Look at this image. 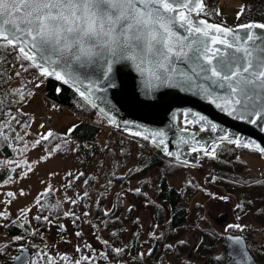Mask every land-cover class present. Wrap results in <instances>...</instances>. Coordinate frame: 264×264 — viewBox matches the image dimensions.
I'll return each mask as SVG.
<instances>
[{
	"label": "snow or ice",
	"instance_id": "1",
	"mask_svg": "<svg viewBox=\"0 0 264 264\" xmlns=\"http://www.w3.org/2000/svg\"><path fill=\"white\" fill-rule=\"evenodd\" d=\"M256 6L259 12L264 14V0H256ZM248 8L249 5L240 6L237 16L244 14ZM193 13L199 17L219 14V10H210L205 0H0V84L10 80L6 73L13 63L18 64L23 72L35 70L37 73L32 80L26 81L21 87L12 89L8 93L16 99L8 101L9 111L6 119L5 114L0 111V137L8 140V134L14 132L12 122L19 123L11 105L25 102L28 97L34 96L33 92L26 90L27 83L34 82V87L39 88L49 78H54L64 85L74 87L81 99L95 109L99 106L91 97L97 92L105 93L108 88L116 86L114 67L123 62L132 63L136 71L146 78L143 86V95L146 98H152L157 89L162 87L192 92L209 101L227 116L249 125L259 126L260 130L264 131V31H256L264 30V22L250 21L234 29L209 23L206 19L195 20ZM180 30H183L184 34ZM21 71H16L14 75L20 77ZM54 91L59 94L61 88L55 87ZM104 99L106 100V97ZM3 103L4 101L0 100V105ZM50 107L55 109L57 105L52 104ZM14 111L19 113L18 108ZM99 111L107 116L104 108H99ZM189 115L193 116L192 120L187 119ZM184 116L185 126L178 129L181 133H188L190 125H198L199 132L224 131L223 135L211 141L210 146L195 139V132L190 134L191 139L181 135L179 143L199 145L192 147V152L202 151L204 157L217 159L218 150L226 142L237 148L251 150L252 154L264 158V146L261 143L239 134H228L204 115L185 112ZM107 122L116 125L115 118H109ZM128 123L124 122V131H130L133 136L151 141L168 157H174L182 165L189 164L187 160H180V152L168 150L164 130L146 135L143 131H131L127 126ZM22 127L27 135L26 130L30 124L26 122ZM74 129L75 125L69 128L65 135L72 133ZM14 139L23 142L24 137L16 133ZM56 139L57 134L49 129L46 133L39 134V138L32 142L30 147L49 145L46 155L40 157V160H48L71 143L68 139L53 143ZM28 148L29 144L25 142L24 151ZM70 150L74 152L77 149L73 147ZM0 163L8 171H15V168L9 169L8 165L21 167L20 163L13 160ZM22 163L26 166V170L21 168V178L27 177L33 171L32 164L26 159ZM66 175L79 180L84 173L68 172ZM14 182L9 175L2 184ZM255 182L264 186V179H257ZM41 183L45 182L41 181ZM88 183V180H84L85 185ZM70 186L71 181L66 187ZM54 191V187L48 184L44 192L36 197L34 204L39 206L41 212L45 209L50 213L61 211V201L48 204L42 200V197L47 198ZM132 191L141 193L140 188ZM4 195L6 199L0 203L4 204L5 208L0 211V219L8 223L0 227L6 230H10V227H18L26 232L29 231L26 225L31 223L28 220L31 207L19 210L18 219L22 220V223H18V220H10L11 214L7 205L16 199L17 193L7 191ZM19 195H25L22 189ZM88 197L89 193L85 190L82 194H78L76 199L66 196L65 200L73 206H79ZM96 205L99 207V200L96 201ZM236 207L241 208L244 205L237 204ZM128 210L131 211V207ZM109 214L110 210L103 211L104 217ZM62 216L70 218L72 224L80 228L75 232V236L82 239L85 233L80 224L81 216H78L74 210L63 211ZM82 216L87 218L89 213L85 211ZM59 218L57 216L56 221ZM33 219L57 227L63 241V235L67 233L63 223L50 219L49 215H36ZM119 220L120 217H115L116 222ZM83 223L89 225L92 235L106 250L101 251L87 242L76 244L73 246V251L77 257L58 252L56 256L59 264H98L97 257H101L106 264H129V259L133 262L139 259L140 264H143L145 256L151 257L154 254L153 249L149 247L146 253L137 252L132 256L130 245L121 243L117 246L116 242L120 240L119 231H112L109 239L101 240L99 225L92 224L87 219ZM101 224L107 229L109 221L102 219ZM228 228L239 229L241 225L231 224ZM38 232V228L31 230L32 235ZM149 235L155 237L156 233ZM22 241H25L24 235H15L11 239L0 238V258H2L0 264H9V262L56 264V257L46 251L47 244L43 249L32 245L38 250L34 257H29L27 250L30 245L21 243ZM180 243L186 242L181 240ZM233 243L240 245L242 240L240 237H235ZM13 245L18 247L16 255H12L10 251ZM166 247L172 249L173 246ZM85 249L91 250V254ZM241 255L242 262L237 264H248V261L253 259L244 249L241 250ZM158 264L164 262L159 261ZM217 264H221L220 257H217Z\"/></svg>",
	"mask_w": 264,
	"mask_h": 264
},
{
	"label": "rangeland",
	"instance_id": "2",
	"mask_svg": "<svg viewBox=\"0 0 264 264\" xmlns=\"http://www.w3.org/2000/svg\"><path fill=\"white\" fill-rule=\"evenodd\" d=\"M252 1L253 6L256 7L257 13L261 14L256 6V0ZM241 3L243 4V0L242 2L241 0H219L216 7H218V10L224 20L231 24L237 22V19H239L237 17V13L240 9ZM16 65V67L19 68L18 64ZM30 75L32 77L33 75H37V73L34 70ZM22 81L26 82V78L24 77L22 80L21 77H14L12 80L15 85L20 84V86L23 83ZM45 86L46 82L41 85V87L35 88L33 82L30 91L34 93V96L28 97L25 102L20 104L24 113H13L18 116L19 123H16V125L20 129H22L21 125L24 123L27 122L30 124V127L26 130L28 133L27 135H25L24 131V135L27 139L32 136V133L39 135L46 133L49 129L53 130V128L58 129L61 132H67L69 128L73 127L76 120L81 117L80 114L70 105L62 106L53 99H46L44 93ZM45 103L49 106L48 110H46ZM52 104L57 105V107L55 109L51 108L50 105ZM45 112H49L52 117L53 124L50 125L44 122L42 116ZM4 118L6 119L7 116ZM40 125H44V127H40ZM109 132V126H107L101 135V142L105 144V146L108 144L106 141L109 136ZM77 139L78 138L76 136L70 135L68 140H70L71 143L61 152L56 153L48 160H40L41 156L46 155V145L44 147L38 146L37 148H28L26 151L27 153L24 155L22 154L17 158L21 167H13L16 170L12 175L15 182L4 185L2 184V181L5 179L0 180V201L6 199L4 193L7 191L17 193L16 199L13 200L10 205H7L11 214L10 220H17L16 218L20 216L19 210L21 208L31 207L32 209L28 213V220L31 223L26 225L29 231L26 232L23 229L20 234H14L10 233V231L6 230L4 227H0V238L11 239V237L15 235H24L25 241H22L21 243H27L30 245V257H34V254L38 250L37 247H32V245L43 249V246L47 244L48 248L46 251L53 257H56V264H59V259L56 256L58 252L68 253L74 258L77 257V254L73 251V246L76 244L87 242L92 244L97 249L105 251L106 249L104 246L95 239L94 235H92V229L87 223H83V221L87 219L92 224L99 225V236L101 237V240L109 239L110 225L108 224V228L105 229L103 228L104 225L101 224V220L97 222L93 218V204L96 200H98L97 198L99 197L97 194L100 192L104 193L105 196L103 202L104 205L106 207H111L114 201L120 197L118 193H120L122 189V209L117 215H115V217H120V220L119 222L111 225L113 230L122 232L120 233V240L116 242L117 246H120L121 243L130 245L132 249V256H135L137 252L141 251V249V252L146 253L147 247H149L151 242L154 243L156 238V236L153 237L149 235L150 233L154 232L157 235L165 233L167 229L166 227H171L173 229L176 228L175 225H170L168 222L170 216L172 215L171 208H165L163 218L161 216V219H158V222L153 224L155 218V215H153L154 204L158 203L164 206V201L168 200L167 197H161L159 194L154 192L163 173H166V179L170 184L178 187L184 186L186 190H188L186 198V213L188 214L183 222L185 229L171 240L172 244L182 238H190L191 241L195 240V230H197V233L202 235L201 227L203 225L207 226L209 223L222 233L225 230L230 229L228 228V225L231 224L241 225V228L239 229H243L245 225L251 223H254L255 226H259V221L255 219L252 210L240 212L236 211V205L239 203L237 191L227 190L223 185L212 180V165L208 161V158L203 156L202 151L200 152L198 161L195 163L189 162L187 166H184L182 169L176 171H166L167 166L165 164L160 165L158 168L155 166L147 170L140 171V167L144 163L146 155L149 154L154 147L149 141H144L141 140V138L139 139L131 135L127 138L124 135L116 133L110 140V149L106 154H99L95 159L85 162L79 159L78 155L70 150L75 147ZM145 146L150 151L146 150ZM237 152L247 161L245 166L242 167L243 172L252 174L254 170H259L261 166H264V158L257 154H252L251 150L240 148ZM167 158L173 159L172 157ZM25 159L32 164L33 171L30 172L27 177L21 178V168L26 170V166L22 163ZM250 167L253 169H250ZM168 169H170V167ZM68 172H72L74 174L83 172L84 176L79 180H75L66 175ZM50 173H56V175H49ZM92 176H94L95 181L88 185L91 189L89 191V202L83 201L79 204V206H77V214L78 216H81L80 224L85 233L82 239L75 236V232L80 230V228L73 225L70 218L63 217L61 221L53 219L58 223H63L67 228V233L63 235V241L61 240V235L58 234L57 227L54 225L37 223L36 220L33 219L38 207L34 204L36 199L35 197L37 193L44 190L48 184H51L54 187L56 193L58 194V198L63 201L64 209L68 211L72 210L70 208L71 204L65 200V197L67 196L76 199L78 194H82L83 191L86 190L85 188L87 185L84 184V180H88V178H91ZM121 176H125L127 180L126 186H124L123 177ZM41 181H44L45 183H41ZM69 181H71V186L66 187ZM109 181H111L110 184ZM135 188H143L145 193L142 195L135 194L134 191H132ZM21 189L25 193L24 196L19 195ZM220 197H227V199H220ZM132 206V211H129L128 209L130 207L132 208ZM4 208L5 205L0 203V211H3ZM223 209L230 211L229 216L225 222H217L214 219V215L218 214V211ZM85 211L89 213L87 218L82 216V213ZM206 221L208 222L206 223ZM18 222L22 223V221L19 220ZM5 223L8 222L0 219V225ZM37 228L39 229V232L36 235H32L31 230ZM6 231L7 236H5ZM136 231L141 234V240L139 239L138 245L135 244L134 238H130V236H132ZM255 232L258 233L257 237H260L261 239V231L256 229ZM248 236L249 239L252 238V235ZM151 239L153 240L151 241ZM64 241H70L71 243H65ZM216 244L215 248L210 251L212 254H218L224 249V240H220V242ZM17 250L18 247L13 245L10 249L11 254L15 253ZM85 251L91 254V250L85 249ZM209 257L210 253L197 256L192 252H184L181 255H176L173 251H169L166 256H163L164 260L162 261L164 264H211V258ZM97 262L98 264H106L101 257H97ZM129 264H140V260L137 259L133 262L129 259ZM143 264L158 263H154L152 259L145 256Z\"/></svg>",
	"mask_w": 264,
	"mask_h": 264
},
{
	"label": "trees",
	"instance_id": "3",
	"mask_svg": "<svg viewBox=\"0 0 264 264\" xmlns=\"http://www.w3.org/2000/svg\"><path fill=\"white\" fill-rule=\"evenodd\" d=\"M207 7L210 10L218 9L216 7V4L218 3V0H205ZM252 0H243L242 5H249L248 10L240 15L238 18L239 20H245L252 17L258 18V19H264V14H259L256 11V7L253 6ZM208 17L214 18L216 20L223 19L221 16V13L219 14H209L206 15ZM16 63H13V65L8 69V72L6 75L10 77V80L7 83L0 84V100H3V105H0V111H2L4 117L6 116V113L9 109V100H15V97L10 96L8 93L12 89H16L18 87H21L23 84L15 85L14 82H12L13 78L16 77L14 75ZM8 67V66H5ZM34 75L33 77H35ZM32 77V78H33ZM30 78L29 80H32ZM24 82V81H22ZM25 83V82H24ZM32 83L27 84V89L30 91ZM55 87L61 88V93H56L54 91ZM46 91L47 94L54 98L55 100L59 102H64L67 105H70L75 111H77L80 114V118L76 120L75 129L72 133L67 132H61L58 129L53 128V132L57 134V139L53 141V143L61 142L64 139H68L70 135L76 136L78 139L76 140L77 143L75 144L76 151H74L75 154L78 155L79 159L87 162L91 161L96 158L97 155L102 153H107L110 149L109 143L112 136H114L117 132L116 129L113 128L105 118L98 112V110L92 108L90 105H88L85 101L81 99L79 94L74 90V88H71L69 85H64L61 81H56L54 78H49L46 81ZM21 103H13L11 105V108L13 109V113H16L14 110L16 108L19 109L18 114L24 113L23 109L20 107ZM16 122H12V128L14 129V132L9 133V139L4 140L2 137H0V162L13 160L17 161L18 156H21L27 153L24 151V143L27 142L29 144V148L32 142H34L36 139L39 138L38 134H33L28 139L24 135L25 129L22 127L20 129L18 126L16 127ZM109 126V136L107 137L108 144L105 146L101 141V135L104 132V129ZM18 133L21 136L24 137L23 142H18L14 139L15 134ZM118 134V133H117ZM11 144V147H8L7 145ZM153 147V149L150 151L145 146L146 150L150 151L149 154L146 155V158L144 160V163L140 167V171L147 170L152 167H159L162 164H165L167 166L166 171H173V170H179L184 167L179 161H177L174 157L173 159L167 158L163 152L157 148L152 142L150 143ZM47 147L49 145H46ZM240 148H237L233 145H229L226 142H224L220 149L218 150V158L217 159H210L208 158V161L211 163L212 171L211 176L212 180H214L216 183H219L223 185L227 190H235L238 192V200L241 205H244V207L237 208L236 211H250L252 210L255 219L259 221V226H255L254 223L245 225L243 229H237V228H230L233 231L237 232H244L248 237V243L250 245V248L253 253H255L256 257L258 258L259 264H264V247H261V245H264V186H261L257 184L255 181L257 179H264V175H254V174H247L243 172V166L247 163V161L241 157L237 150ZM170 159V160H168ZM9 169L16 167L15 165H8ZM170 167V169H168ZM16 171V170H15ZM15 171H8L2 163H0V180L6 179L9 175L12 176ZM169 171V172H170ZM213 174V175H212ZM123 177V184L124 186L127 185V180L125 176ZM215 178V179H213ZM89 183L86 186V190H91L88 185L92 184L95 181L94 176L91 178H88ZM253 187V188H252ZM123 190V189H122ZM122 190L118 195L120 196L114 203L111 205V207H106L104 205V193H98L97 198L99 200V207L96 205V201L93 204V218L99 222L102 219H106L109 221L110 225V232L112 231H118L113 230V227L111 226L113 223H116L115 221V215H117L121 209V202H122ZM188 190L183 187H178L176 185L170 184L166 179V173H163L161 179L158 182V185L156 186L155 193L159 194L161 197H167V202L170 204L171 207V216L169 218V224L175 225L176 228H169L166 227V232L161 234H157L155 238V242L153 244H150L149 247L153 249L154 254L149 257L153 260L154 263H158L159 261L164 260L163 256H166L167 252L173 251L176 255H181L182 253L189 251L199 255H206L210 253L211 258V264H217V257L221 258V264H227L226 261V253L224 249L218 253V254H212L210 251L215 248L217 245L216 243L220 242V240H224V233H222L220 230H217L211 223H209L207 226L203 225L201 228V237L197 244L193 245V241H191L190 238H182L179 239L176 243L172 244L171 240L178 236L181 232L184 231L185 225L183 224L184 220L186 219L187 212V203L186 198L188 195ZM44 192H39L36 197ZM135 194H144L145 190L142 188L141 193ZM35 197V198H36ZM89 198H86L84 201L89 202ZM42 200L45 201L48 204H53L57 200L62 202V209L58 213H50L47 209H45L43 212L40 211L39 206L37 207L36 215H49L50 219H55L59 216V221L62 220V212L66 211L63 206L62 199L58 198V194L56 193V190L53 192V194L47 198H43ZM251 201V203H249ZM157 204V205H155ZM154 204V213L155 215L154 222L158 221V219H161V216L163 218L164 209L167 208L165 202L164 206L158 203ZM72 210H74L77 214L78 208L77 206L71 205L70 207ZM133 209V206L132 208ZM110 210V214L107 217L103 216V211ZM132 211V210H131ZM78 215V214H77ZM29 217V215H28ZM17 217L16 219H18ZM22 221V220H19ZM23 222V221H22ZM37 222V221H36ZM153 222V223H154ZM208 221H206L207 223ZM19 223V222H18ZM21 223V222H20ZM41 223V222H37ZM104 228V227H103ZM116 229V228H114ZM228 229V230H230ZM260 230L261 231V239L260 237H257V234L255 231ZM23 229L18 227H10V233H18L20 234ZM174 232H173V231ZM122 233V232H120ZM175 233V234H174ZM248 235H252L249 239ZM130 238H134V242L136 245H138L139 239L141 240V234L139 232H134ZM183 240L186 243L181 244L180 241ZM150 242V240H149ZM148 242V244H149ZM172 245V249H168L166 246ZM147 247V250L148 248ZM140 250V249H139ZM142 251V249H141ZM140 251V252H141ZM13 255V254H12ZM169 264V263H168Z\"/></svg>",
	"mask_w": 264,
	"mask_h": 264
},
{
	"label": "water",
	"instance_id": "4",
	"mask_svg": "<svg viewBox=\"0 0 264 264\" xmlns=\"http://www.w3.org/2000/svg\"><path fill=\"white\" fill-rule=\"evenodd\" d=\"M193 19H206L209 23H217L222 26L237 28L238 25L248 23L250 21L264 22L257 18L248 19L242 22H236L234 24H227L223 21H218L208 18L205 15L197 17L195 13L192 14ZM182 34L183 30H180ZM243 32V30H240ZM261 32L264 30H256ZM116 69H119L117 71ZM114 78L116 86L108 88L105 93H95L91 98L99 106L95 108L99 111V108H104L107 112V118H115L116 125L125 127L124 122L127 121L128 127L137 131H143L144 134L156 132L158 130H164L166 136L164 137L168 150L173 152H180V160H187L188 162H194L199 160L200 152H192V147H198L192 143L182 144L179 143V138L184 135L185 138L191 139L190 134L195 132V139L202 142H206L210 145L214 138H218L224 134V131H218L217 133L211 132H199L198 125H190L188 133H181L178 129L183 128L184 125V113L191 112L206 116L209 120L216 123L220 129L225 130L228 134H239L245 138H251L264 146V131L260 130L259 126L249 125L244 121H237L232 117L227 116L226 113L221 112L209 101L202 99L201 96L194 95L192 92H184L176 88L162 87L157 89L152 98H146L143 95V86L146 78L141 76L136 71L135 66L130 62H123L117 64L114 67ZM87 84V81H85ZM71 88V85H69ZM74 90H76L74 88ZM84 90V89H82ZM163 94V95H162ZM106 97V100L104 99ZM111 109V110H109ZM187 118L193 119V116L189 115ZM198 118V117H196ZM229 215V211L226 209L218 211L215 219L218 222H224ZM197 239L200 238V234L194 232ZM235 237H240L242 243L236 245L233 243ZM244 249L247 254L252 257L248 264H259L256 256L252 253L249 243H247V237L243 232L228 231L225 234V251L228 255V264H237L242 262L241 250ZM18 254V251L16 252ZM27 255L30 257V248L27 250ZM11 264V262H9Z\"/></svg>",
	"mask_w": 264,
	"mask_h": 264
},
{
	"label": "bare ground",
	"instance_id": "5",
	"mask_svg": "<svg viewBox=\"0 0 264 264\" xmlns=\"http://www.w3.org/2000/svg\"><path fill=\"white\" fill-rule=\"evenodd\" d=\"M195 232H197V231H195Z\"/></svg>",
	"mask_w": 264,
	"mask_h": 264
}]
</instances>
